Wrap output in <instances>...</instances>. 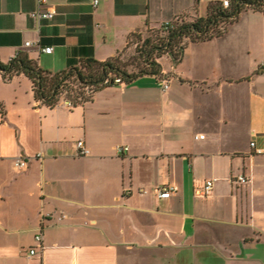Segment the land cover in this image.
Listing matches in <instances>:
<instances>
[{
  "label": "crops",
  "instance_id": "1",
  "mask_svg": "<svg viewBox=\"0 0 264 264\" xmlns=\"http://www.w3.org/2000/svg\"><path fill=\"white\" fill-rule=\"evenodd\" d=\"M39 1L0 0V62L24 52L52 73L105 62L220 0H46L52 20L32 16ZM158 62L159 76L70 108L0 74V264H264V14L244 11L225 35ZM165 185L178 191L158 199Z\"/></svg>",
  "mask_w": 264,
  "mask_h": 264
},
{
  "label": "trees",
  "instance_id": "2",
  "mask_svg": "<svg viewBox=\"0 0 264 264\" xmlns=\"http://www.w3.org/2000/svg\"><path fill=\"white\" fill-rule=\"evenodd\" d=\"M247 10L264 14V0H230L227 8L220 1L213 2L206 18L182 16L158 29L135 34L122 53L105 62L87 59L76 67L52 73L42 70L28 53L20 52L8 63L0 62V74L6 82L15 76H26L32 82L35 100L45 106L53 108L62 100L83 104L100 89L118 84L115 79H120V84H131L144 75L159 76V59L170 55L177 62L189 43L225 35ZM131 46L135 47V55L127 60L125 55ZM0 113L4 116L1 105Z\"/></svg>",
  "mask_w": 264,
  "mask_h": 264
},
{
  "label": "built area",
  "instance_id": "3",
  "mask_svg": "<svg viewBox=\"0 0 264 264\" xmlns=\"http://www.w3.org/2000/svg\"><path fill=\"white\" fill-rule=\"evenodd\" d=\"M220 2L222 3V6L225 8L230 6V0H220ZM39 3H40V6H39L38 10L33 12L32 16L36 19L52 20L56 15V11L53 8H48V9L41 8L43 5L46 4V0H40ZM99 3H100V0H93L94 6H97ZM168 24L169 23H167L166 25H168ZM26 45L30 46V43L28 42ZM42 51L44 53H51L52 48H44ZM263 67H264V64H263ZM115 83L120 84L121 80L115 79ZM158 84L164 92L169 89V81L167 78H159ZM61 103L64 104L65 106L69 107V108L74 106V102L71 100H63ZM251 146L254 147L255 143H252ZM77 148L79 150V156H87L89 154V150L86 147L84 141H82V140L78 141L77 142ZM117 151H118V153L123 154L124 152L128 151V148L124 147V146H119V147H117ZM27 166H28V162L23 157L18 158L14 162V168L18 171L24 170ZM237 181L241 184H244L247 182V179L244 176H240V177H238ZM214 183H215V180L206 181L205 184L203 185V187L197 191V195L200 197L209 196L213 190ZM177 191H178V188L176 186L165 185V186L158 187L156 190V194H157L158 199H168L173 194L177 193ZM41 240H42V238L40 235L36 236L37 242H41ZM35 254H36V250L31 249L30 256H33Z\"/></svg>",
  "mask_w": 264,
  "mask_h": 264
},
{
  "label": "rangeland",
  "instance_id": "4",
  "mask_svg": "<svg viewBox=\"0 0 264 264\" xmlns=\"http://www.w3.org/2000/svg\"><path fill=\"white\" fill-rule=\"evenodd\" d=\"M133 47L131 46V49L130 50H127L126 55H125V59L128 60L130 57H133L135 55V53L133 51V49H135V47L134 48Z\"/></svg>",
  "mask_w": 264,
  "mask_h": 264
}]
</instances>
